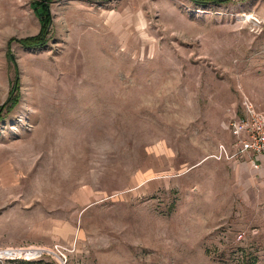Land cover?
Returning <instances> with one entry per match:
<instances>
[{
  "label": "rangeland",
  "instance_id": "1",
  "mask_svg": "<svg viewBox=\"0 0 264 264\" xmlns=\"http://www.w3.org/2000/svg\"><path fill=\"white\" fill-rule=\"evenodd\" d=\"M245 98L264 0H0V264H264Z\"/></svg>",
  "mask_w": 264,
  "mask_h": 264
},
{
  "label": "built area",
  "instance_id": "2",
  "mask_svg": "<svg viewBox=\"0 0 264 264\" xmlns=\"http://www.w3.org/2000/svg\"><path fill=\"white\" fill-rule=\"evenodd\" d=\"M244 113L232 117L227 127L240 142V150L247 152L253 169H260L264 156V112L257 111L252 102L243 100ZM34 249V251H33ZM33 251L34 253H29ZM45 249L35 248H12L0 249V258L15 259L24 256L32 258L44 253Z\"/></svg>",
  "mask_w": 264,
  "mask_h": 264
},
{
  "label": "trees",
  "instance_id": "3",
  "mask_svg": "<svg viewBox=\"0 0 264 264\" xmlns=\"http://www.w3.org/2000/svg\"><path fill=\"white\" fill-rule=\"evenodd\" d=\"M193 1H195L196 3H210V2H214V3H222V2H225V1H227V0H193ZM43 5H44V7L47 9H45L44 7V10H43V14L44 13H46V15H45V17L46 18H48L49 17V9H48V6H47V3H44L43 2ZM37 13H39L41 16H40V19L42 20V21H45L46 19H44L43 18V16H42V14H41V12H39V11H37ZM34 37H26V39H28V40H32ZM26 43V42H25ZM31 43V42H30ZM16 97H17V95H10V100H11V103H5V104H3V106L2 107H7V108H11V107H13V105H14V103L16 102ZM1 107V108H2Z\"/></svg>",
  "mask_w": 264,
  "mask_h": 264
},
{
  "label": "bare ground",
  "instance_id": "4",
  "mask_svg": "<svg viewBox=\"0 0 264 264\" xmlns=\"http://www.w3.org/2000/svg\"><path fill=\"white\" fill-rule=\"evenodd\" d=\"M32 252H33V251H31V250H30V252H29V253H32Z\"/></svg>",
  "mask_w": 264,
  "mask_h": 264
}]
</instances>
